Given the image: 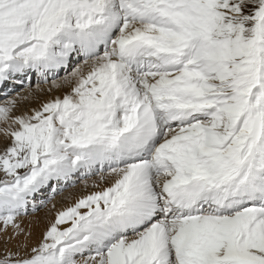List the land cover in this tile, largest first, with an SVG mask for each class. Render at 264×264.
I'll list each match as a JSON object with an SVG mask.
<instances>
[{"label": "snow or ice", "instance_id": "1", "mask_svg": "<svg viewBox=\"0 0 264 264\" xmlns=\"http://www.w3.org/2000/svg\"><path fill=\"white\" fill-rule=\"evenodd\" d=\"M0 236V264H264V0H0Z\"/></svg>", "mask_w": 264, "mask_h": 264}, {"label": "bare ground", "instance_id": "2", "mask_svg": "<svg viewBox=\"0 0 264 264\" xmlns=\"http://www.w3.org/2000/svg\"><path fill=\"white\" fill-rule=\"evenodd\" d=\"M26 105L29 106L28 104H26ZM45 212H47V211H45ZM45 216H46V214H38V215L36 214V216L35 215H31V216H27V217H23L22 218L23 226H25L26 228L28 227V225L30 223L35 225V222H36L37 219H39L41 221V223H40V225L38 227H36V226L33 227V237L31 238V242H35L37 236L43 230V219H44Z\"/></svg>", "mask_w": 264, "mask_h": 264}, {"label": "rangeland", "instance_id": "3", "mask_svg": "<svg viewBox=\"0 0 264 264\" xmlns=\"http://www.w3.org/2000/svg\"><path fill=\"white\" fill-rule=\"evenodd\" d=\"M27 107H29V106H27L26 104H22V105H21V110H24V109H26ZM70 191H72L74 194H79V192H80V186L78 185L76 189H71ZM60 199H61V198L58 196V197H57V201L60 200ZM45 211H47V209H41L38 213H35V214L30 213L28 216H31V215H35V216H36V214H37V215H38V214H47V212H45ZM26 217H27V216H26ZM3 239H4V237L1 236V237H0V248H2V245H3Z\"/></svg>", "mask_w": 264, "mask_h": 264}]
</instances>
